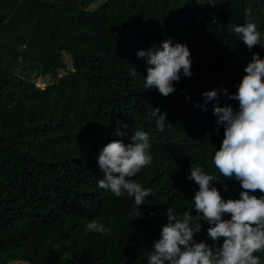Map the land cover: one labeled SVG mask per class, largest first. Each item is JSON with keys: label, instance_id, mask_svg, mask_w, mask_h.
Returning a JSON list of instances; mask_svg holds the SVG:
<instances>
[{"label": "trees", "instance_id": "1", "mask_svg": "<svg viewBox=\"0 0 264 264\" xmlns=\"http://www.w3.org/2000/svg\"><path fill=\"white\" fill-rule=\"evenodd\" d=\"M247 21L264 36V0H0V264H148L168 208L182 216L193 204L191 163L238 199L240 182L213 164L224 138L214 108L238 109L230 97L245 67L255 52L264 59V46L250 50L231 29ZM167 39L187 44L192 75L181 71L165 97L145 89L137 53ZM30 74L49 81L41 87ZM212 89L218 96L206 102ZM154 108L167 113L163 131L148 119ZM136 130L153 155L134 177L153 190L138 218L134 197L98 187L97 159ZM94 219L111 231L86 233ZM200 223L195 241L222 245ZM254 255L264 264V252Z\"/></svg>", "mask_w": 264, "mask_h": 264}, {"label": "clouds", "instance_id": "2", "mask_svg": "<svg viewBox=\"0 0 264 264\" xmlns=\"http://www.w3.org/2000/svg\"><path fill=\"white\" fill-rule=\"evenodd\" d=\"M231 29L242 36L250 50L258 44L264 46V36L254 22L231 25ZM137 56L145 58L148 65L145 89L155 88L165 97L175 91L174 82L180 80L181 71L187 77L192 75L191 52L185 43L173 44L167 39L162 46L139 50ZM244 71L238 89L230 97L239 102L238 109L219 105L214 108L224 125V138L213 158L222 177L235 178L243 191L238 199H225L213 186V182L222 179L191 163L188 179L199 186L193 204L182 216L168 208L167 223L152 245L148 264H260L254 253L264 252V195L251 194L264 193V59L258 52L253 53ZM203 96L206 102L213 100L218 90L206 91ZM154 109L148 119L158 117L156 125L163 131L167 113ZM117 133L123 135L119 129ZM130 139L127 144L113 140L102 148L97 159L104 178L98 181V187L117 198L125 194L134 197L139 211L134 209L132 215L138 218L140 207L153 195V190L142 186L134 177L151 165L153 155L147 132L136 130ZM225 215H230V219H225ZM202 220L210 225L208 237L217 244L223 238L222 245L195 241V233L203 227ZM110 231V226L95 219L85 227L86 233Z\"/></svg>", "mask_w": 264, "mask_h": 264}, {"label": "rangeland", "instance_id": "3", "mask_svg": "<svg viewBox=\"0 0 264 264\" xmlns=\"http://www.w3.org/2000/svg\"><path fill=\"white\" fill-rule=\"evenodd\" d=\"M65 57L67 58V61H68V64L70 65V60H69V57L67 54H65ZM29 78H33L35 82H38L36 83L37 85L39 86H43L45 85L48 81H49V77L47 76H43V77H33V75H29ZM7 264H27V262L25 261H21V260H11V261H8Z\"/></svg>", "mask_w": 264, "mask_h": 264}, {"label": "built area", "instance_id": "4", "mask_svg": "<svg viewBox=\"0 0 264 264\" xmlns=\"http://www.w3.org/2000/svg\"><path fill=\"white\" fill-rule=\"evenodd\" d=\"M36 83H38V82H36Z\"/></svg>", "mask_w": 264, "mask_h": 264}]
</instances>
